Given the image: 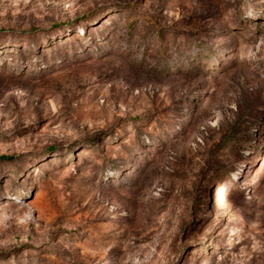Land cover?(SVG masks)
<instances>
[{"label": "rangeland", "instance_id": "374dc122", "mask_svg": "<svg viewBox=\"0 0 264 264\" xmlns=\"http://www.w3.org/2000/svg\"><path fill=\"white\" fill-rule=\"evenodd\" d=\"M0 264H264V0H0Z\"/></svg>", "mask_w": 264, "mask_h": 264}]
</instances>
